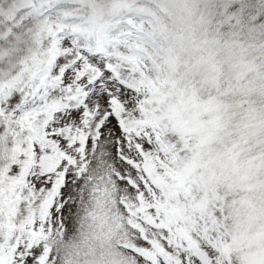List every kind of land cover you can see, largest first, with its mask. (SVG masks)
Instances as JSON below:
<instances>
[{"label": "clouds", "instance_id": "9594fccd", "mask_svg": "<svg viewBox=\"0 0 264 264\" xmlns=\"http://www.w3.org/2000/svg\"><path fill=\"white\" fill-rule=\"evenodd\" d=\"M96 3L103 15L92 17L85 42L136 65H152L154 75L145 74L140 83L150 101L143 105L141 131L150 129L165 141L175 137L151 157L145 176L152 193L143 207L158 209L156 219L171 229L174 242L202 235L204 219L219 207L218 228L228 238L221 245L229 249L225 259L264 264V162L253 167L249 160L253 150L252 159L264 155V113L246 109L241 114L229 105L228 71L245 48L240 35L221 31L220 0ZM118 148L110 151L120 167ZM249 175L256 185L251 190ZM73 200L75 211L65 217L64 235L49 241L56 264H141L130 245L145 227L143 216L153 213L138 216L137 208L128 214L118 193Z\"/></svg>", "mask_w": 264, "mask_h": 264}, {"label": "snow or ice", "instance_id": "6c2138e0", "mask_svg": "<svg viewBox=\"0 0 264 264\" xmlns=\"http://www.w3.org/2000/svg\"><path fill=\"white\" fill-rule=\"evenodd\" d=\"M72 2L10 0L6 9L0 6V42L15 41L7 51L20 65L10 62L5 72L0 64V139L11 132L19 148L16 162L7 169L0 164V264H56L49 241L64 235L65 217L75 211L73 197L82 198L87 153L104 155L111 141L125 157L149 144L133 130L141 101L135 71L119 54L85 42L93 18L84 8H69ZM36 43L41 51H34ZM30 102L40 107L28 111ZM41 128L43 139L37 142L33 133ZM29 148L35 158L26 166ZM54 158L58 163L48 167L45 161ZM74 186L80 191L74 193ZM122 186L136 191L126 180Z\"/></svg>", "mask_w": 264, "mask_h": 264}, {"label": "trees", "instance_id": "16d2710c", "mask_svg": "<svg viewBox=\"0 0 264 264\" xmlns=\"http://www.w3.org/2000/svg\"><path fill=\"white\" fill-rule=\"evenodd\" d=\"M10 0H0V6L7 8ZM69 8L77 9L84 8L93 18L97 15H103L102 10H99V6L96 0H87L85 4H80L73 0L68 5ZM235 9H242L238 16H233L232 13ZM264 6H262L259 0H220V6L217 9V19L222 32L235 33L241 36L244 41L245 52L240 61L236 63L233 68L228 71L229 84L228 87L231 91L228 93L229 105L234 110L239 108L241 114L243 110L255 109L257 112L264 113ZM71 19V17H69ZM15 41H9L4 39L0 42V52H3V59L0 60V64L3 65L5 72H8L10 68V62L16 64L19 67V62L16 59V55L11 57L8 55V49L14 44ZM34 51H41L42 46L39 43L34 44ZM123 51V49H121ZM125 59V58H124ZM149 64L150 67L142 69V65H136L130 60L125 59V67L132 68L135 73V80L137 81L138 89H140V83L144 78V75L151 77L154 75L155 69L152 65L145 61L143 65ZM15 72V69H12ZM4 79H7L5 76ZM145 98V97H144ZM145 100H147L145 98ZM146 102V101H143ZM40 105L35 102H30L27 105L28 111H35ZM144 108L139 109V114L133 117L135 121L134 131H141V126L144 124ZM19 119V117L17 118ZM158 138L164 143H168V140H162L158 135ZM33 139L39 142L43 139V129L39 130V133H33ZM31 143V141H30ZM15 149V151H13ZM19 156L18 138L17 135H13L11 132L7 137L0 139V164L5 169L10 163L15 162ZM256 156V150H253L249 154V160L253 167L260 162H264V155L259 156L257 159H252ZM35 153L29 148L28 159L26 164L34 162ZM48 167H54L58 163V159H51L45 161ZM264 167V164H262ZM262 167V170L264 168ZM7 188L10 185V181L7 178L5 171L2 178ZM249 189L256 187L251 183V175L246 176ZM156 215L158 209L149 206ZM223 209L217 207L211 215L206 217L203 221V233L202 235L193 234L188 239H181L179 242H174L170 236L171 229L163 226L159 219H155V229L164 232L165 238H162L163 243L170 245L173 249H177L178 255L187 254L190 258L197 257L201 251L208 250L213 255L214 264H229V261L225 259L229 255L228 248H221V245L228 239L227 236H221L222 229L218 228V220ZM172 242V244H170ZM184 253V254H183ZM211 261L208 260V263Z\"/></svg>", "mask_w": 264, "mask_h": 264}, {"label": "rangeland", "instance_id": "374dc122", "mask_svg": "<svg viewBox=\"0 0 264 264\" xmlns=\"http://www.w3.org/2000/svg\"><path fill=\"white\" fill-rule=\"evenodd\" d=\"M259 2L264 5V0H259ZM148 67H150L149 64L142 65V69ZM135 83L137 84L136 80ZM138 92L141 97L138 106L140 109L145 103H149L150 101L145 100V96L141 94L140 89H138ZM137 132L148 139L149 144L144 146L143 151H130L125 157L118 156L121 162L120 167L116 166V161L112 158L110 151L112 147L111 141L107 143L104 155H100L99 152L96 155H93L91 152L87 153V158L83 161L82 167L84 185L81 187L82 198L78 199L79 202L83 203L89 198L95 200L108 196L110 193H118L120 203L127 210L128 214L136 211L137 208L139 209L137 212L138 216L142 215L145 211L153 213V215L143 216L142 223L145 227L140 228L136 244L130 245L133 247V251L139 254V258L141 256L144 257L143 260L140 259L141 264H206L208 260L211 261V264H214L212 253L206 249L201 251L199 255L195 254L197 257L190 258L184 253V255H178L177 249H173L170 245L167 244L166 246L163 243L162 238H165L164 232L155 229L156 213L150 207L145 209L143 205L146 197L151 199L150 193H152V187H150V182L145 173L150 174L152 155L154 153H163L165 145L158 138V135L152 133L150 129L144 131L138 130ZM167 140L169 144H172L175 137L169 136ZM24 163L26 166L28 165L26 161ZM121 172H123L122 176L120 175ZM124 180L136 190L135 193L130 192L128 187L120 184V181ZM136 227L140 226L136 225ZM141 241L147 242L149 247H144L140 243Z\"/></svg>", "mask_w": 264, "mask_h": 264}]
</instances>
